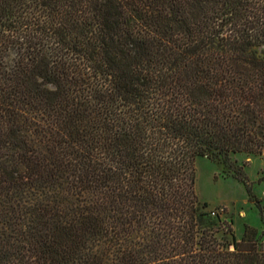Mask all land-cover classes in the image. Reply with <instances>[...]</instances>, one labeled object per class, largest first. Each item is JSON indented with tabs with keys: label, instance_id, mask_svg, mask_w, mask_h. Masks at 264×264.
Returning <instances> with one entry per match:
<instances>
[{
	"label": "trees",
	"instance_id": "16d2710c",
	"mask_svg": "<svg viewBox=\"0 0 264 264\" xmlns=\"http://www.w3.org/2000/svg\"><path fill=\"white\" fill-rule=\"evenodd\" d=\"M264 153V0H0V264H264L196 193ZM260 208V205H258Z\"/></svg>",
	"mask_w": 264,
	"mask_h": 264
},
{
	"label": "rangeland",
	"instance_id": "374dc122",
	"mask_svg": "<svg viewBox=\"0 0 264 264\" xmlns=\"http://www.w3.org/2000/svg\"><path fill=\"white\" fill-rule=\"evenodd\" d=\"M231 159L247 176L257 201L250 198L229 164L218 158L196 159V193L208 203V209L218 210L230 222L237 239L248 224L256 227L264 240V153H236Z\"/></svg>",
	"mask_w": 264,
	"mask_h": 264
}]
</instances>
